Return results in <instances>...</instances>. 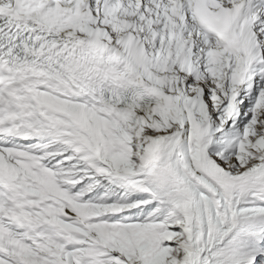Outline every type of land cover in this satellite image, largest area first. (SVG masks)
Wrapping results in <instances>:
<instances>
[{"label": "snow or ice", "instance_id": "obj_1", "mask_svg": "<svg viewBox=\"0 0 264 264\" xmlns=\"http://www.w3.org/2000/svg\"><path fill=\"white\" fill-rule=\"evenodd\" d=\"M0 264H264V0H0Z\"/></svg>", "mask_w": 264, "mask_h": 264}]
</instances>
